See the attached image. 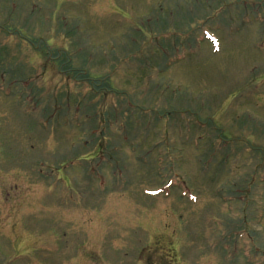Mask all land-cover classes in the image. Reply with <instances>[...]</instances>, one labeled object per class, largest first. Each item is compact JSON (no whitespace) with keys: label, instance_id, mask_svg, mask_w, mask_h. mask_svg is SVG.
I'll return each mask as SVG.
<instances>
[{"label":"rangeland","instance_id":"obj_1","mask_svg":"<svg viewBox=\"0 0 264 264\" xmlns=\"http://www.w3.org/2000/svg\"><path fill=\"white\" fill-rule=\"evenodd\" d=\"M0 264H264V0H0Z\"/></svg>","mask_w":264,"mask_h":264}]
</instances>
